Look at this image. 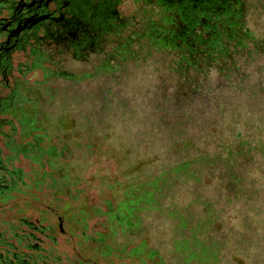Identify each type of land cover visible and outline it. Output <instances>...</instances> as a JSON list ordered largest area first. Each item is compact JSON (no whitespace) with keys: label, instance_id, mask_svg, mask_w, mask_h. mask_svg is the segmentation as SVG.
<instances>
[{"label":"trees","instance_id":"trees-1","mask_svg":"<svg viewBox=\"0 0 264 264\" xmlns=\"http://www.w3.org/2000/svg\"><path fill=\"white\" fill-rule=\"evenodd\" d=\"M20 2L0 0V264H264V0Z\"/></svg>","mask_w":264,"mask_h":264},{"label":"flooded vegetation","instance_id":"flooded-vegetation-1","mask_svg":"<svg viewBox=\"0 0 264 264\" xmlns=\"http://www.w3.org/2000/svg\"><path fill=\"white\" fill-rule=\"evenodd\" d=\"M20 1H21L20 2L21 4L18 8V11H17L18 13L16 12V14H17V17L20 14L21 16L19 15V17H22L25 20L27 17L42 15V14H46V13L47 14L50 13L51 15H54L57 12V10H59V13H60V12L65 11L64 9L67 6V2H66L65 6L63 5V6H60V8H57V4H59L61 2V0H54L53 3H48V4H47L46 0H20ZM71 1L73 3L75 0H71ZM82 1H83L84 5L86 2H94L96 5H98L99 3L100 4L107 3L115 11H119L122 15H128L130 10H132V8L135 6V0H82ZM61 4H63V3H61ZM146 4H148V3H146ZM19 17H18V21H20ZM18 21H16V23H14V25H10L9 27H7V30L12 29L18 23ZM39 25L41 26V24H38L37 26H39ZM30 35H32V34H30Z\"/></svg>","mask_w":264,"mask_h":264},{"label":"rangeland","instance_id":"rangeland-1","mask_svg":"<svg viewBox=\"0 0 264 264\" xmlns=\"http://www.w3.org/2000/svg\"><path fill=\"white\" fill-rule=\"evenodd\" d=\"M107 162H104L103 164H101L99 167L100 168H102V169H104V170H106L107 169V173H105V172H101L100 171V176H104V175H106V176H109V174H113V166L111 165V164H106ZM89 192H91V191H89ZM101 197V195L100 196H98V194H97V192H91L90 193V199H89V202L90 203H92V204H100L101 203V200H102V197ZM113 264H119V263H117L116 261H114V263Z\"/></svg>","mask_w":264,"mask_h":264}]
</instances>
